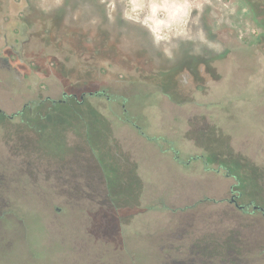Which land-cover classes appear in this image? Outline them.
<instances>
[{
    "label": "rangeland",
    "instance_id": "374dc122",
    "mask_svg": "<svg viewBox=\"0 0 264 264\" xmlns=\"http://www.w3.org/2000/svg\"><path fill=\"white\" fill-rule=\"evenodd\" d=\"M4 11L10 19L0 22V48L4 33L16 46L31 40L21 44L20 75L0 82V106L17 94L16 105L61 106L44 98L75 92L68 103L91 115L94 125L107 120L106 126L119 127L127 118L138 124V162L120 155L100 161L114 205V243L121 244L112 250L119 251L101 249L89 264H264V209L252 206L264 207V107L251 109L259 92L264 95V0H0ZM89 39L103 48L88 50ZM101 89V95L88 93ZM122 105L127 112H120ZM47 115L43 149L36 143L33 152L73 155L64 133L73 119L53 127ZM0 121V137L17 127ZM231 188L240 192L239 203H252L243 210L219 203L213 227L219 238L234 227V238L248 248L234 247L230 259L204 255L194 263L182 253L153 250L150 237L169 214L163 203L226 202ZM148 199L153 211L138 204ZM202 207L183 212L196 210L199 220L211 211L210 204ZM53 214L36 201L0 209V264H72V242L52 236L58 230Z\"/></svg>",
    "mask_w": 264,
    "mask_h": 264
},
{
    "label": "flooded vegetation",
    "instance_id": "af4514ba",
    "mask_svg": "<svg viewBox=\"0 0 264 264\" xmlns=\"http://www.w3.org/2000/svg\"><path fill=\"white\" fill-rule=\"evenodd\" d=\"M17 10L18 16H21L22 9ZM9 19L10 15L6 11L0 13L1 23H6ZM0 26L3 27L2 24ZM3 38V45L0 48V82L11 80L14 76L20 75L17 65L23 64L22 60L24 59L21 54L25 52L21 44L31 40L30 37L24 38V40H19L18 46H16L15 43L5 40V33ZM90 39L87 43L88 50L92 48L95 53V49L103 48L99 45L100 41L98 46L91 47ZM94 59L97 57L94 56ZM103 91L101 89L88 93L101 95ZM24 93L26 95V92ZM18 95H9V97L17 99ZM84 95V91L80 93L78 102L84 100ZM70 97L77 98V94L62 91L60 98H50L49 95L44 98L49 99L52 104L60 103L61 106L47 107L33 103L16 105L11 103L15 102L11 98L7 100L8 104L0 106V119H7L8 123L17 125L12 128V132H8L9 136L0 137V209L10 208L16 203L31 205L34 201L38 202L41 207L54 208L53 218L56 220L58 230L52 236L72 242V264H89L91 256L100 257L104 254H99L101 249L110 251L114 249V246L118 245L119 247L120 244L114 243L118 242V232H113L111 227L113 221H110L112 218L111 209H114V205L108 202V193L110 192L108 187L110 185L108 186L106 182V173L101 169L100 161L104 160L107 155L115 157L118 152L116 137L120 138L121 135L127 134L137 142L138 124L127 118L119 127L114 126L111 122L110 126H106L107 120L102 127L100 124L94 125L95 121L90 119L91 115L81 111L79 105L68 103ZM258 97L259 103L251 109L259 106L264 107L263 93L259 92ZM47 109L52 110L48 111ZM121 109V113L127 112L124 105ZM47 113H50L51 117H55V119L50 117L49 120L53 127L55 124L65 123L64 120L67 117L73 119L72 123L66 122L67 130L62 129L65 131L68 146L72 147L73 155L68 152L48 153L47 155L33 152L35 151L34 145L43 141L42 126L46 124L43 120H47ZM182 116L186 123L187 115L184 111ZM90 122L94 125L93 127L90 126ZM1 123L5 124L3 121H0ZM57 128L61 129L62 127ZM26 129H30L33 136L27 135ZM184 136L188 137L187 130H184ZM56 142L54 144L57 149ZM257 143L260 141L257 140ZM40 144L39 148L43 149V143ZM99 151L102 156L100 158L98 157ZM193 158L196 159V157ZM133 161L135 162V160ZM91 162H97L98 166L94 165L96 168H92ZM219 168L217 167L216 171H219ZM199 187L202 188V184ZM230 193V199L226 202H223V199L210 202L202 199L198 201L196 198L189 202L169 201L171 205L168 207L167 219L158 229L156 228L153 237H150V241L155 243L153 250L157 246L160 250L167 249V251L176 254L182 253L185 256V261L194 263L197 260L201 261L199 257L204 255L225 256L230 259L235 253L234 247L241 245L243 248H248L247 242L236 241L233 233L234 227L230 229V234L227 230V236L223 238L218 237L219 229L213 227V225L219 224L217 217L219 203H224L230 210L235 208L243 210L249 203H252H239L240 192L235 194L232 188ZM207 204L211 205V211L202 212L204 217L199 220L196 210L183 212L192 208H203L202 206ZM252 206L253 209H264L256 204ZM215 214L217 216L213 218L212 215ZM227 220L232 222L235 219L229 217ZM90 241L97 243H93L94 245L91 246ZM116 251H119V248H115L114 252ZM170 255L165 256L170 257ZM120 256L128 255L121 252ZM171 260L173 261V259ZM115 264L132 263L115 260Z\"/></svg>",
    "mask_w": 264,
    "mask_h": 264
},
{
    "label": "crops",
    "instance_id": "0c3cea01",
    "mask_svg": "<svg viewBox=\"0 0 264 264\" xmlns=\"http://www.w3.org/2000/svg\"><path fill=\"white\" fill-rule=\"evenodd\" d=\"M117 140V146H118V152L116 153V156L118 158H121L119 157L118 155L122 156V160H130V161H137L140 160L141 158L138 156L139 154V147L141 146L140 145V142H139V138L137 139V142L133 139V137L130 138L129 135L125 134V135H121L120 138H115ZM146 143V142H145ZM109 153V151H108ZM134 162H132L133 164ZM147 166H146V163L143 164V168L145 169ZM143 171V170H142ZM145 171V170H144ZM143 171V175H145V172ZM110 193V192H109ZM138 204L139 206H143L145 205V208H151V210L153 211L155 209V205L154 202L152 201H138ZM171 205L170 202H166V203H163V206H166L167 209L168 207ZM153 213V214H152ZM157 216L156 212H151V215L150 217H155ZM135 217H138V216H135ZM151 220L153 218H150ZM153 231V230H151ZM155 232V231H154Z\"/></svg>",
    "mask_w": 264,
    "mask_h": 264
}]
</instances>
